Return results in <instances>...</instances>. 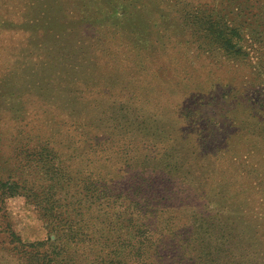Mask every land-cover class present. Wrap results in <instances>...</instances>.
I'll list each match as a JSON object with an SVG mask.
<instances>
[{"label":"rangeland","instance_id":"rangeland-1","mask_svg":"<svg viewBox=\"0 0 264 264\" xmlns=\"http://www.w3.org/2000/svg\"><path fill=\"white\" fill-rule=\"evenodd\" d=\"M119 224L135 263L264 264V0H0V264Z\"/></svg>","mask_w":264,"mask_h":264},{"label":"trees","instance_id":"trees-1","mask_svg":"<svg viewBox=\"0 0 264 264\" xmlns=\"http://www.w3.org/2000/svg\"><path fill=\"white\" fill-rule=\"evenodd\" d=\"M223 33L220 32L216 35L215 32L212 35H207L205 37L210 40V46L216 45L218 49H225L226 51L234 52L235 46L233 29L230 28L228 34L226 31L224 34ZM107 192H109V189ZM99 193L100 189L96 190V187L90 189L91 197H94L95 202L100 200V196H98ZM105 196L106 193L103 198H105ZM68 226L69 227L66 231H68V235L70 236V242H87L85 248L82 247L83 245L79 246L70 245L65 242H54L49 235L46 241L30 244L27 245V247L24 246L26 249L23 251L19 250V253L29 256V264H72L73 262L70 256L77 254H79V256L86 261V264H139L128 259L136 256L133 255L135 253H133L130 249L132 248L130 247L131 243L128 240L129 238L127 239L126 229L123 224L107 225V227H105V231L100 230L94 231L93 233H84V227L82 225ZM136 234L139 238L138 246L142 249V251L146 252L145 243H152L150 235H148L146 231L140 232V230L139 232L137 231ZM14 249L17 250L16 248ZM122 249H125L126 251H122ZM136 258H133V260ZM138 258L143 259L141 256ZM148 261L151 263L155 262L156 264V260L154 259ZM143 263L148 262L145 261Z\"/></svg>","mask_w":264,"mask_h":264}]
</instances>
